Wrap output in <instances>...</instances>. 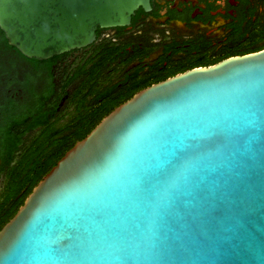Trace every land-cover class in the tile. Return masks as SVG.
Wrapping results in <instances>:
<instances>
[{"label": "water", "instance_id": "water-1", "mask_svg": "<svg viewBox=\"0 0 264 264\" xmlns=\"http://www.w3.org/2000/svg\"><path fill=\"white\" fill-rule=\"evenodd\" d=\"M139 8L149 0H0V32L41 62ZM0 264H264V51L114 108L0 229Z\"/></svg>", "mask_w": 264, "mask_h": 264}, {"label": "flooded vegetation", "instance_id": "flooded-vegetation-1", "mask_svg": "<svg viewBox=\"0 0 264 264\" xmlns=\"http://www.w3.org/2000/svg\"><path fill=\"white\" fill-rule=\"evenodd\" d=\"M149 5L148 12L141 8L135 11L129 26L98 29L89 47L51 58V81L48 64L40 65L39 72L30 69L29 82H24L27 100L4 98L0 109L11 101L30 107L35 95L43 99L52 91L58 113L61 102L69 100L75 101V109L90 110L94 102L109 100L110 90L112 96H122L139 85L149 83L146 88L193 68L264 51V0H149ZM6 47L22 58L15 49ZM86 50L79 63L73 64L72 70L77 65L85 69L74 79L77 83L72 94L77 93L76 97L71 98L67 89L68 94L61 97L65 81L55 79L63 58ZM115 72L117 77L111 79ZM35 78L39 79V89L33 86Z\"/></svg>", "mask_w": 264, "mask_h": 264}, {"label": "trees", "instance_id": "trees-1", "mask_svg": "<svg viewBox=\"0 0 264 264\" xmlns=\"http://www.w3.org/2000/svg\"><path fill=\"white\" fill-rule=\"evenodd\" d=\"M2 45L6 46L7 43L0 32V48ZM56 58L60 57L57 56ZM52 60L42 62L36 60L27 61L34 65L33 69L36 72L40 71V65L48 64L46 69L48 80L51 81L52 78L49 71ZM26 82H29V78H26ZM148 85L149 83L133 87L125 95L118 97L112 96L113 93L110 90L108 93L109 100L94 102V108L92 107L85 114L81 113L83 110L78 106L75 109V114L81 113V116L85 117L81 124L76 126L68 125L63 130L57 131L52 128V123L56 121L58 116L56 106L53 105L54 94H52V91L46 93L43 99L38 98L34 94L35 101L30 107L25 105L17 106V103H12L13 101L3 104L0 116V158L2 161L0 176L4 174L7 183L4 201L0 206V229L16 214L38 182L76 142L84 139L102 118L114 108L130 99L136 91ZM67 87L65 86L62 90L61 97L68 94L65 91ZM42 128L44 129V138L42 137L44 140L36 142L18 162H15L16 155L23 143V137L33 130ZM75 129L79 130L76 131ZM63 132L68 134L63 135Z\"/></svg>", "mask_w": 264, "mask_h": 264}, {"label": "rangeland", "instance_id": "rangeland-1", "mask_svg": "<svg viewBox=\"0 0 264 264\" xmlns=\"http://www.w3.org/2000/svg\"><path fill=\"white\" fill-rule=\"evenodd\" d=\"M86 51H78L77 53H73L68 55L67 57L63 58V64L61 66L60 71L58 72V78L55 79L56 82L60 81L59 78L64 82L62 89H64L65 86L67 87V90L69 91V95L71 98H73V95H77V93L72 94V90H74V87L76 86L77 80L74 82V79L77 78V76L80 73H84V67L77 65L76 68L73 69V64L76 62L79 63V58L83 55H86ZM9 54V55H6ZM6 55V56H5ZM76 60V61H75ZM89 63V60L82 63V65H86ZM33 64L28 63L21 57H19L14 52L7 49L5 45H2L0 48V101L4 98H16L21 101L27 100V94H26V88L24 85L25 79L27 76H31V71L33 68ZM80 68V69H79ZM71 72V76L69 77V73ZM57 76V75H56ZM117 77V73H112L111 79ZM36 82V83H35ZM35 83L33 86L34 88L39 89L38 85L39 79L35 78ZM71 82V84H70ZM79 82V81H78ZM35 89V90H37ZM75 101L69 102H61V110L58 113V116L56 118V121L52 123L53 130H63L65 126L71 125L76 126L81 124V122L84 120L85 117H82L81 113H84L87 110V108L82 111L80 114H75ZM0 116H1V109H0ZM85 116V115H84ZM76 130V129H75ZM77 129L76 131H78ZM68 134L67 132H63V135ZM44 129H36L29 133H27L23 137V143L21 145V148L16 155L15 162H18L21 157L25 154L26 151L29 150L36 142H40L44 140ZM15 164V163H14ZM7 179L4 174L0 176V206L3 204L4 196H5V187H6Z\"/></svg>", "mask_w": 264, "mask_h": 264}]
</instances>
